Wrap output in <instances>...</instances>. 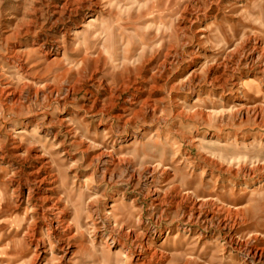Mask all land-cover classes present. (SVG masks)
<instances>
[{"label": "rangeland", "instance_id": "obj_1", "mask_svg": "<svg viewBox=\"0 0 264 264\" xmlns=\"http://www.w3.org/2000/svg\"><path fill=\"white\" fill-rule=\"evenodd\" d=\"M0 264H264V0H0Z\"/></svg>", "mask_w": 264, "mask_h": 264}, {"label": "bare ground", "instance_id": "obj_2", "mask_svg": "<svg viewBox=\"0 0 264 264\" xmlns=\"http://www.w3.org/2000/svg\"><path fill=\"white\" fill-rule=\"evenodd\" d=\"M57 216V215H56Z\"/></svg>", "mask_w": 264, "mask_h": 264}]
</instances>
